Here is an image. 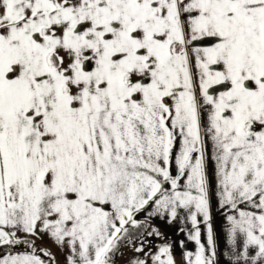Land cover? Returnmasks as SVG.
Listing matches in <instances>:
<instances>
[{
    "label": "snow or ice",
    "instance_id": "snow-or-ice-1",
    "mask_svg": "<svg viewBox=\"0 0 264 264\" xmlns=\"http://www.w3.org/2000/svg\"><path fill=\"white\" fill-rule=\"evenodd\" d=\"M0 264H264V0H0Z\"/></svg>",
    "mask_w": 264,
    "mask_h": 264
},
{
    "label": "crops",
    "instance_id": "crops-1",
    "mask_svg": "<svg viewBox=\"0 0 264 264\" xmlns=\"http://www.w3.org/2000/svg\"><path fill=\"white\" fill-rule=\"evenodd\" d=\"M216 226H217L218 229L222 230V224H221V222L219 220L217 221V225ZM177 259L178 260L180 259L179 255H177Z\"/></svg>",
    "mask_w": 264,
    "mask_h": 264
}]
</instances>
